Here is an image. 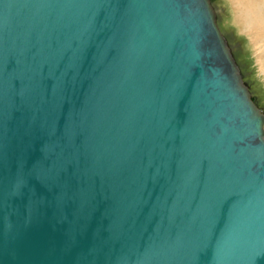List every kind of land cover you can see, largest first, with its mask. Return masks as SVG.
I'll list each match as a JSON object with an SVG mask.
<instances>
[{"label": "water", "instance_id": "1", "mask_svg": "<svg viewBox=\"0 0 264 264\" xmlns=\"http://www.w3.org/2000/svg\"><path fill=\"white\" fill-rule=\"evenodd\" d=\"M0 264H264V113L210 0H0Z\"/></svg>", "mask_w": 264, "mask_h": 264}, {"label": "rangeland", "instance_id": "2", "mask_svg": "<svg viewBox=\"0 0 264 264\" xmlns=\"http://www.w3.org/2000/svg\"><path fill=\"white\" fill-rule=\"evenodd\" d=\"M236 1L210 0V3L241 81L264 113V30L253 23L255 18L264 21V0H249L250 5L257 3L262 6L259 11L242 8Z\"/></svg>", "mask_w": 264, "mask_h": 264}, {"label": "bare ground", "instance_id": "3", "mask_svg": "<svg viewBox=\"0 0 264 264\" xmlns=\"http://www.w3.org/2000/svg\"><path fill=\"white\" fill-rule=\"evenodd\" d=\"M236 2H238L241 6H242V8H247V9H253V10H255V11H259L260 10V8L259 7H262L261 5H258L257 3L256 4H254L253 5V3L250 5L249 4V2H251V1H249V0H237ZM236 6H238V4L236 5ZM260 14H262L263 12H259ZM258 16V15H257ZM259 17V16H258ZM264 20V19H263ZM254 25L256 26V27H261V29H263L264 30V21H260L259 19H254ZM251 24V23H250ZM264 38V37H263Z\"/></svg>", "mask_w": 264, "mask_h": 264}]
</instances>
